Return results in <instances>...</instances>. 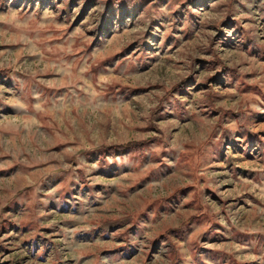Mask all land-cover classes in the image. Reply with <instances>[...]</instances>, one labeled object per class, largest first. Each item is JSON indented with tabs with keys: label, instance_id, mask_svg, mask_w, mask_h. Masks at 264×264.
<instances>
[{
	"label": "rangeland",
	"instance_id": "374dc122",
	"mask_svg": "<svg viewBox=\"0 0 264 264\" xmlns=\"http://www.w3.org/2000/svg\"><path fill=\"white\" fill-rule=\"evenodd\" d=\"M0 264H264V0H0Z\"/></svg>",
	"mask_w": 264,
	"mask_h": 264
}]
</instances>
